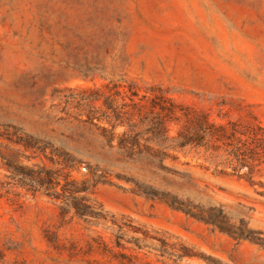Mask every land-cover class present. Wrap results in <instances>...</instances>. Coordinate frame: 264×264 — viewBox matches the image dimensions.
<instances>
[{
    "label": "rangeland",
    "instance_id": "374dc122",
    "mask_svg": "<svg viewBox=\"0 0 264 264\" xmlns=\"http://www.w3.org/2000/svg\"><path fill=\"white\" fill-rule=\"evenodd\" d=\"M111 82L264 126V0H0V264H264V168L122 148Z\"/></svg>",
    "mask_w": 264,
    "mask_h": 264
},
{
    "label": "trees",
    "instance_id": "16d2710c",
    "mask_svg": "<svg viewBox=\"0 0 264 264\" xmlns=\"http://www.w3.org/2000/svg\"><path fill=\"white\" fill-rule=\"evenodd\" d=\"M79 101L87 111V122L106 121L111 126V140L117 136L115 131L123 128L119 144L132 152L145 140L159 143L160 157L192 151L216 170L251 181L263 171L264 126L253 114L239 120L218 114L217 120L206 111L177 103L162 90L149 89L140 96L135 84L113 82L83 91ZM100 101L107 110L102 114L95 105ZM172 125L180 127L175 136L171 135Z\"/></svg>",
    "mask_w": 264,
    "mask_h": 264
}]
</instances>
